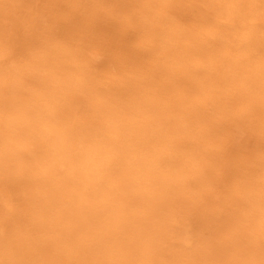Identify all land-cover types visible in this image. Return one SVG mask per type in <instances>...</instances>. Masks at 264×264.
I'll return each mask as SVG.
<instances>
[{"label": "clouds", "instance_id": "obj_1", "mask_svg": "<svg viewBox=\"0 0 264 264\" xmlns=\"http://www.w3.org/2000/svg\"><path fill=\"white\" fill-rule=\"evenodd\" d=\"M58 8L126 25L141 64ZM0 264H264V0H0Z\"/></svg>", "mask_w": 264, "mask_h": 264}, {"label": "rangeland", "instance_id": "obj_2", "mask_svg": "<svg viewBox=\"0 0 264 264\" xmlns=\"http://www.w3.org/2000/svg\"><path fill=\"white\" fill-rule=\"evenodd\" d=\"M49 2L63 4L64 0H49ZM121 2L126 3L127 0H121ZM145 11L148 13L147 9ZM26 14V11L14 9L7 14V17L10 23H15L21 15ZM57 17L58 27L69 33L77 32L83 34L88 46L99 49L104 54L107 60L106 67L109 71H126L141 64L142 53L137 46L136 36L126 25L110 19L81 18L66 13L63 8L57 9ZM201 20L202 17L196 14H187L183 17V22L189 25H196ZM220 22L232 23L237 27L253 26L258 23L257 19L253 17L237 18L236 16L224 17ZM258 139L259 130L257 129L255 136H250L241 150L233 154V164L238 165L248 158Z\"/></svg>", "mask_w": 264, "mask_h": 264}, {"label": "bare ground", "instance_id": "obj_3", "mask_svg": "<svg viewBox=\"0 0 264 264\" xmlns=\"http://www.w3.org/2000/svg\"><path fill=\"white\" fill-rule=\"evenodd\" d=\"M7 19H8V17H7ZM101 23V22H100ZM133 48V47H132ZM99 50V49H98ZM123 56V55H122ZM138 56V55H137ZM139 59V58H138ZM136 64V63H135ZM244 152V151H243ZM244 154V153H243ZM239 155V154H238ZM242 156V155H241ZM248 156V155H247ZM244 157H245V155H244Z\"/></svg>", "mask_w": 264, "mask_h": 264}]
</instances>
